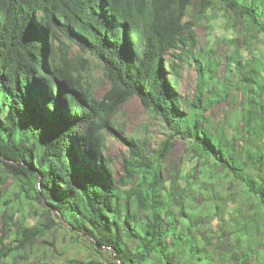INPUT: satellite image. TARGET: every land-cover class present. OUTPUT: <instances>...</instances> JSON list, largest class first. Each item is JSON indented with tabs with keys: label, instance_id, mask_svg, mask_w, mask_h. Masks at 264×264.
<instances>
[{
	"label": "trees",
	"instance_id": "16d2710c",
	"mask_svg": "<svg viewBox=\"0 0 264 264\" xmlns=\"http://www.w3.org/2000/svg\"><path fill=\"white\" fill-rule=\"evenodd\" d=\"M198 5L203 16L235 15L251 57L242 63L235 49L225 68L236 65L243 96L231 132L206 116L225 98L215 92L214 52L196 55L197 37L186 35L194 0H0V183L12 177L16 201L29 212L42 204L44 216L27 228L10 198L0 201L5 227L18 233L0 247V264L54 231L53 212L121 264H264V0ZM168 55L197 62L196 101L178 93L182 64L168 65ZM92 60L111 86L102 99ZM135 97L189 141L196 165L183 179L163 177L170 139L149 153L115 129L113 116ZM105 133L129 145L120 180Z\"/></svg>",
	"mask_w": 264,
	"mask_h": 264
},
{
	"label": "rangeland",
	"instance_id": "374dc122",
	"mask_svg": "<svg viewBox=\"0 0 264 264\" xmlns=\"http://www.w3.org/2000/svg\"><path fill=\"white\" fill-rule=\"evenodd\" d=\"M199 1L194 0V6L185 19L186 35L189 33L196 35L198 40L194 50L196 55H200L204 51H213L212 56L221 65L216 74V87L218 90L215 87V92L225 99L216 100L213 98L215 102L212 108L207 111L206 116L216 123H225L231 132V127L239 125L237 114L243 96L236 86L237 78L234 76L237 70L236 65L232 64V71L229 74L225 72V68L229 64L228 58L233 55L235 49H238L242 54L240 59L242 63H245L251 57L249 52L245 50L243 40L240 38L242 25L234 22L235 15L230 14V17H228L223 10H209L207 16H203L199 13ZM73 53L77 55L79 50L75 48ZM261 53L263 54L264 51ZM185 55H188L187 50ZM262 59L264 60V58ZM167 61L168 65L173 62L182 64L177 91L189 103L196 101L198 96L197 62L188 56H184V62L182 63L172 55L167 56ZM90 74L94 95L97 99H102L111 86L104 76L102 66L94 60H92ZM209 95L207 91L205 96L201 98L204 99ZM112 123L115 129L127 139H135L140 146L146 143L149 153L159 150L166 140H171L170 151L163 162L162 172L165 179L171 180V177H169L171 174H178L183 179L195 167L196 164L191 161L190 154H188L189 141L183 136L173 134L172 130L159 117L147 112L138 98L130 99L113 116ZM105 137L107 140L106 156L112 161L116 179L120 180L126 175L124 161L125 158L129 159L130 157L129 145L107 133H105ZM4 180L3 183H0V201L10 198L17 211L15 221L25 215L27 228L42 223L44 221L42 204H35L33 206L35 210L32 209L29 212L31 205L21 206L12 194L17 189L14 179L8 176ZM132 186L125 188L131 189ZM9 212L8 215L10 216L11 211L9 210ZM136 216L139 217L138 214ZM51 217L56 221L57 228L41 240L35 241L21 256L8 261L7 264H64L73 259L96 264H121L112 251L100 248L97 250L93 241L72 232L57 212H53ZM217 224L218 221L215 219L209 225L215 229ZM17 235V229L11 226L5 227L4 214L1 212L0 247L17 244Z\"/></svg>",
	"mask_w": 264,
	"mask_h": 264
}]
</instances>
